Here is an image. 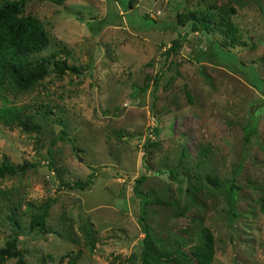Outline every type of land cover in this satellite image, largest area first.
<instances>
[{
	"label": "rangeland",
	"instance_id": "rangeland-1",
	"mask_svg": "<svg viewBox=\"0 0 264 264\" xmlns=\"http://www.w3.org/2000/svg\"><path fill=\"white\" fill-rule=\"evenodd\" d=\"M23 2V13L41 19L49 38L32 58L65 47L57 57L79 72L50 73L25 90L7 82L0 96V106L23 107L37 125L0 123V164H37L0 178V247L15 239L28 264H56L79 249L76 264H141L138 180L157 246L185 239L182 249L196 262L190 248L207 228L210 264H264V0ZM186 11L217 20L227 13L234 44L212 21L210 38L227 49L188 25L172 26L174 14ZM178 35L180 46L168 56ZM48 162L64 182L93 174L89 186L58 189ZM232 178L239 186L235 216L226 192ZM47 199L48 232L30 230ZM87 223L95 230L93 253L86 249Z\"/></svg>",
	"mask_w": 264,
	"mask_h": 264
},
{
	"label": "trees",
	"instance_id": "trees-1",
	"mask_svg": "<svg viewBox=\"0 0 264 264\" xmlns=\"http://www.w3.org/2000/svg\"><path fill=\"white\" fill-rule=\"evenodd\" d=\"M57 4H61L63 0H53ZM23 0H0V96H2L6 89V83L11 82L19 90H25L34 86L38 81L45 78L50 73L56 75H63L65 73H78L79 68L76 65H70L65 58L57 57L58 52H66V48L62 47L58 51L50 55L35 59L32 55L41 52L49 44V38L46 34L44 25L36 15L23 13ZM173 25L180 24L182 26L188 25L192 32H201L205 34L211 44L226 48L224 42L219 43L215 39H211L209 35L213 26H216L220 31L230 37L231 44L236 40V29L229 20L228 14L224 13L219 20L210 12L201 13L199 18L195 11H186L184 13H175L172 18ZM213 22V26L210 24ZM177 22V23H176ZM176 23V24H175ZM182 35L174 38L170 46L166 50L168 56L175 53L180 46ZM232 46V45H231ZM227 49V48H226ZM50 65L52 67H50ZM250 75L247 71H244ZM251 79V75H250ZM157 81V79H155ZM155 86L153 88V92ZM152 102L151 109L155 107L156 96L151 94ZM257 115L253 119L256 121ZM32 115L25 113L24 108L15 105L0 106V123L7 127L14 125L20 126L24 130H34L37 128L36 124L30 122ZM62 132H64L62 130ZM254 133V126L245 127V141H248L251 134ZM151 141H147L145 148L151 146ZM147 152L143 155V161L146 160ZM37 164L24 161L22 164H12L6 159L0 164V178L5 175H14L18 172H25L27 169L35 167ZM47 167L56 173L59 179L57 185L58 189L66 187L69 189L83 190L89 186L93 174H90L86 180H75L72 182H64L60 179L57 169L53 167L51 162L47 163ZM169 173L176 174L174 170L169 169ZM205 177L212 185H218L216 175L206 174ZM140 182L138 180L134 183V193L140 199V216L139 221L143 224L144 236L142 238V247L140 261L141 264H210L214 255L213 235L207 228H203L200 232L201 238L199 243L193 245L191 254L196 259L193 262L182 249L186 245L185 239H179L178 245L175 247H159L157 245L161 240L157 238L152 231V228L146 222V206L150 200L147 196L139 191ZM239 186L234 182V178L228 183L227 203L228 211L232 216H235V203L238 199L237 190ZM50 199L42 205L41 211L35 214L28 226L30 230H37L40 233H47L46 218L49 214ZM260 209L264 212V200L262 198ZM86 249L89 253H93L95 249V230L91 223H87L84 227ZM83 250L79 249L74 253H66L60 257V261L56 264H76L82 257ZM15 258V264H28L24 256L16 244L15 239H9L0 247V264H3L8 259Z\"/></svg>",
	"mask_w": 264,
	"mask_h": 264
},
{
	"label": "water",
	"instance_id": "water-1",
	"mask_svg": "<svg viewBox=\"0 0 264 264\" xmlns=\"http://www.w3.org/2000/svg\"><path fill=\"white\" fill-rule=\"evenodd\" d=\"M121 112V110L119 111V113Z\"/></svg>",
	"mask_w": 264,
	"mask_h": 264
}]
</instances>
